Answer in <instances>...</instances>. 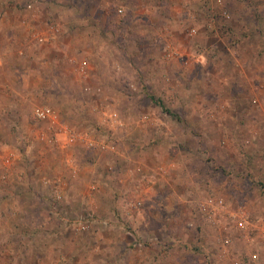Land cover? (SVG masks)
Here are the masks:
<instances>
[{
	"label": "rangeland",
	"instance_id": "obj_1",
	"mask_svg": "<svg viewBox=\"0 0 264 264\" xmlns=\"http://www.w3.org/2000/svg\"><path fill=\"white\" fill-rule=\"evenodd\" d=\"M17 2L0 264H264V0Z\"/></svg>",
	"mask_w": 264,
	"mask_h": 264
},
{
	"label": "built area",
	"instance_id": "obj_2",
	"mask_svg": "<svg viewBox=\"0 0 264 264\" xmlns=\"http://www.w3.org/2000/svg\"><path fill=\"white\" fill-rule=\"evenodd\" d=\"M52 114L53 113H52V111L49 108H41V109H36L34 111V117L38 121H45V120L49 119ZM219 203H221V201H219ZM208 207H211V205H209V202L206 205H201V209L205 213L208 212ZM260 238L262 239V243L264 245V230L261 232ZM253 258L256 259V255H254Z\"/></svg>",
	"mask_w": 264,
	"mask_h": 264
},
{
	"label": "crops",
	"instance_id": "obj_3",
	"mask_svg": "<svg viewBox=\"0 0 264 264\" xmlns=\"http://www.w3.org/2000/svg\"><path fill=\"white\" fill-rule=\"evenodd\" d=\"M14 1L17 2V1H20V0H14ZM22 1H24V0H21V2H22ZM26 1H27V2H30L31 0H26ZM18 3H19V2H17V4H18ZM6 11H7V12H8V11H11L12 14H13V16H14L15 14H17V12L15 11V9H13V8H12L11 10H10V9H6L5 12H4L3 14H5ZM18 24H19L22 28H26V27H27L28 29H30V28H29V25L26 24V22H25L24 19H22V21H19ZM44 40H45V39H44ZM84 63H85V62H84ZM200 208H201V206H200ZM259 247H261V245H259ZM254 255H256V258H257V254H252V256H251V257H252V260L254 259V258H253Z\"/></svg>",
	"mask_w": 264,
	"mask_h": 264
}]
</instances>
